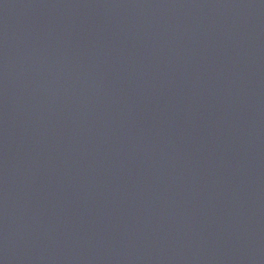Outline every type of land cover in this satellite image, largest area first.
Masks as SVG:
<instances>
[{
    "label": "water",
    "instance_id": "1",
    "mask_svg": "<svg viewBox=\"0 0 264 264\" xmlns=\"http://www.w3.org/2000/svg\"><path fill=\"white\" fill-rule=\"evenodd\" d=\"M0 264H264V0H0Z\"/></svg>",
    "mask_w": 264,
    "mask_h": 264
}]
</instances>
